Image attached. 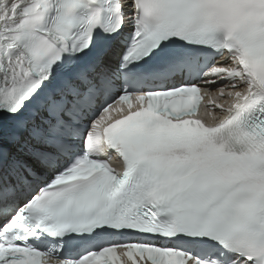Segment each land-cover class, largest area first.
Here are the masks:
<instances>
[{"label":"snow or ice","instance_id":"6c2138e0","mask_svg":"<svg viewBox=\"0 0 264 264\" xmlns=\"http://www.w3.org/2000/svg\"><path fill=\"white\" fill-rule=\"evenodd\" d=\"M125 257L264 264V0H0V264Z\"/></svg>","mask_w":264,"mask_h":264}]
</instances>
